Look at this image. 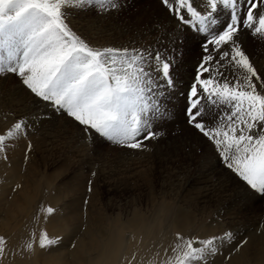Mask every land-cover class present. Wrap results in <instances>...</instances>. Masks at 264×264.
Here are the masks:
<instances>
[{"label": "snow or ice", "instance_id": "obj_1", "mask_svg": "<svg viewBox=\"0 0 264 264\" xmlns=\"http://www.w3.org/2000/svg\"><path fill=\"white\" fill-rule=\"evenodd\" d=\"M160 3L176 21L169 49L97 46L72 26L78 12L104 15L121 10L124 0H0V78L15 76L36 105L30 114L0 119V159L7 162L20 140L54 116L76 122L87 144L146 150L145 141L163 134L159 128L172 115L171 101L180 88L176 45L195 33L202 55L192 82L178 93L186 101V123L229 170L264 196V69L250 59L242 40L245 35L264 40V0ZM31 149L29 141L26 152ZM56 211L41 208L45 219ZM61 239L46 229L39 235L33 230L14 248L0 235V264L18 253L51 249ZM240 246L231 231L207 237L176 233L160 264H215L226 249Z\"/></svg>", "mask_w": 264, "mask_h": 264}, {"label": "rangeland", "instance_id": "obj_2", "mask_svg": "<svg viewBox=\"0 0 264 264\" xmlns=\"http://www.w3.org/2000/svg\"><path fill=\"white\" fill-rule=\"evenodd\" d=\"M124 2L125 6L118 12L109 11L108 14L99 16L94 11L78 12L75 15V19L78 21L77 25L81 30L78 32L97 46H146L153 49H169L173 46L172 40L175 39L177 33L174 25L171 24V16L161 5L160 0H124ZM155 7L156 9H154ZM95 37L96 39H93ZM200 40L199 35L187 33L182 44L176 45L179 49V55L175 71L180 81V88L177 90L175 99L171 101L170 112L172 115L163 121L162 126L159 128V131L163 134L159 136L160 139L145 141L146 150L127 149L103 141H94L88 145L80 137V126L77 123L70 127L69 132H63L64 129H62L56 134L57 139L47 137L52 141L46 140V144L43 137L42 141H37V143L36 140H29V137L27 141L24 139L19 141L24 159L21 164L22 170L25 175L27 173L30 175L26 179L35 181L32 188L29 185L35 197V204H29L30 207H25V205L26 214L22 212L18 215L16 213L15 219L12 218L9 221L10 224L14 225L18 218L17 222L25 221L19 224L22 233L26 230L24 236L21 232H17V235L24 242L35 227L43 225L44 220L40 218L43 215L41 208L52 206L57 210L53 214L57 220H53L56 223L53 225L55 230L52 231L53 235L51 233L49 235L53 237L56 230L65 232L57 235L62 237L61 242L57 248L55 246L48 249L51 251L46 252L47 258L40 257L38 254V264L40 262L41 264L45 262L49 264V261L55 259H60V264H129L133 255H135V260L132 261V264H135V262L136 264H151L152 261H155V264H160L165 257V249L175 242L176 233H181L186 237L193 235L207 237L208 235H220L231 231L235 234V241L240 242V244L244 240H248L244 239L241 242L240 239L248 235L246 233H248L249 228L253 232L256 231L254 234L264 236V196L255 194L245 182H242L241 178L221 162L208 140L193 127L186 125L183 114L184 102L186 103V101L178 93L186 91L196 73L197 62H199L202 55ZM250 44L252 50L246 53L249 54L253 62H258L254 64L260 69L264 59V40L258 36L252 37ZM9 82L14 83L18 88L22 87L19 80L15 76H11L7 79L0 78V90H3L1 87L8 86L6 83ZM20 94L15 97L18 106L20 102L28 104L27 100L34 103L35 97L30 93ZM63 117V120L66 121L63 124L69 125L67 122L69 118ZM43 126H46V124H43ZM36 132L34 131L32 134H37L38 132ZM29 141L32 144L30 153L25 152ZM57 143L60 145H57ZM47 151H51V153H47ZM27 154L31 156L28 157ZM34 159L37 161L36 164L31 161ZM41 162L44 164L42 165ZM202 163L207 164V166ZM216 164L220 168H224L223 170L227 174L225 175L226 178H233V182H237L239 179L240 183L243 184L242 192L244 196L247 195L248 199L252 197V201H254L248 205L249 207L247 206L244 215L241 213V216L235 220H231V216L226 214L229 212L227 209L231 208L230 204H226L224 207L217 204L219 206L217 207L215 202L214 204L205 202L203 199L198 200V196L190 190L194 187L193 184L197 185L194 180L197 181L198 178H201V174L206 168L208 171L210 167H216ZM93 172H95V176H93ZM90 181L91 192L88 190ZM187 184L191 185L187 188L188 191H185ZM28 212L29 215L26 216ZM180 213L185 217L187 216V219L177 220ZM31 216L36 217L37 220H31ZM61 217L64 220H61ZM2 220L5 221L4 218ZM255 221H257V225L253 230ZM176 223H181V225H178V229ZM250 225L252 226L249 227ZM215 226L218 229L222 226L223 228L218 230ZM38 228L35 230L37 235L44 227ZM208 228L211 229L210 232H213V234L209 233ZM45 229L47 230V228ZM204 234L206 235L203 236ZM251 240L255 243L251 247L250 257L256 260L263 259L264 264V251L261 254L258 253L262 247L259 246V243H256L258 240L255 238L251 237ZM92 241L98 242V249L89 250L85 254L80 253V245H89ZM111 241L116 242L118 252L104 261L100 256V251L105 248L108 252L107 244ZM73 244L76 245L75 248L72 247ZM132 244L135 251L131 249ZM37 250L38 253L41 250L44 251V249L39 248ZM145 252H149L151 256L149 258L144 257L143 260V256L146 255ZM233 252L231 249H226L220 254V257L217 256L215 259L227 260L233 255ZM226 257L227 259H225Z\"/></svg>", "mask_w": 264, "mask_h": 264}, {"label": "bare ground", "instance_id": "obj_3", "mask_svg": "<svg viewBox=\"0 0 264 264\" xmlns=\"http://www.w3.org/2000/svg\"><path fill=\"white\" fill-rule=\"evenodd\" d=\"M152 5V4H151ZM139 6V5H138ZM155 6V5H154ZM151 7V6H150ZM156 9V7L154 8ZM120 11V10H119ZM118 12V11H117ZM163 12V11H162ZM166 12V11H165ZM144 13V12H142ZM108 14V13H107ZM89 16V15H88ZM87 16V17H88ZM99 16V15H98ZM139 16V15H138ZM137 17V16H136ZM90 18V17H89ZM88 18V20H89ZM92 18V17H91ZM116 18V17H115ZM140 18V17H139ZM171 18V24L174 25V27H176V21ZM222 18V17H221ZM101 20V19H100ZM131 21V20H130ZM138 21V20H137ZM78 21L75 19V15L72 17V26L74 27L75 30L79 31L80 27H78ZM91 22V21H90ZM97 22V21H96ZM114 22V21H112ZM125 22V21H124ZM80 23V22H79ZM95 23V22H94ZM136 23V22H134ZM93 24V23H91ZM101 24V23H100ZM116 24V23H115ZM118 24V23H117ZM120 24V23H119ZM150 24V22H149ZM152 24V23H151ZM81 25V24H80ZM136 25V24H135ZM171 25V26H172ZM131 26V25H130ZM133 26V25H132ZM170 27V25H168ZM164 27V26H163ZM124 28V27H123ZM137 28V27H136ZM112 29V28H111ZM126 29V28H125ZM141 29V28H140ZM156 29V28H155ZM119 30V29H118ZM121 30V29H120ZM152 30V29H151ZM81 31V30H80ZM105 31V30H104ZM129 31V30H128ZM140 31V30H139ZM112 32V31H111ZM118 32V31H116ZM124 32V31H123ZM142 32V31H141ZM135 33V32H134ZM116 34V33H115ZM127 34V33H126ZM154 34V33H153ZM120 35V34H119ZM123 35V34H122ZM130 35V34H129ZM141 35V34H140ZM124 36V35H123ZM122 36V37H123ZM108 37V36H107ZM121 37V36H120ZM142 37V36H141ZM251 36L250 35H245L242 37L243 40V44L245 47L246 52L249 50H252V48L250 47V40H251ZM92 39V38H91ZM93 39H96L93 38ZM154 39V38H152ZM141 40V39H140ZM159 40V39H158ZM127 41V40H125ZM128 42V41H127ZM130 42V41H129ZM96 43V42H94ZM101 43V42H100ZM136 43V42H135ZM119 45V44H118ZM133 45V44H131ZM135 45V44H134ZM139 45V44H138ZM170 45V44H169ZM113 46V45H112ZM120 46V45H119ZM191 46V45H190ZM146 47V46H145ZM158 47V46H157ZM189 47V46H188ZM163 49V48H162ZM201 52V51H200ZM264 57V56H263ZM178 59V58H177ZM198 63V62H197ZM254 63H258V62H254ZM198 65V64H197ZM260 69H264V59L263 62L261 63V67ZM195 70V69H194ZM185 75V74H184ZM194 77V76H193ZM8 84V86H3L1 87L3 90H0V119L3 118L4 115L8 114V113H15L17 116L20 115H24V114H30L34 111H36V105L33 102H30V100H27L26 102L28 104H25L24 102H20V105H17V102L15 101V97L19 96V93L21 94H27L29 92H27L26 90L23 89V87L18 88L17 86H15L14 83L9 82L6 83ZM21 86V85H20ZM27 92V93H26ZM20 94V95H21ZM24 98V97H23ZM185 100V99H184ZM185 104V102H184ZM64 117L60 116L59 118L57 117H53L52 120L50 121H45L43 124H46V126H43V124H38L35 131H37V134H30L29 140H36L35 142L37 143V141H42V137L44 138L43 141H45L44 143L46 144V140L47 141H52L50 138H53L56 136V134H58L60 131H62V129H64L63 132H69V129H71V126H74V124L76 122L72 121L71 119H67V122L69 125L67 124H63L64 121L63 120ZM188 125V124H186ZM40 126V127H39ZM73 128V127H72ZM75 130V129H74ZM71 132V131H70ZM75 132V131H74ZM73 132V133H74ZM62 133V132H61ZM79 133V132H78ZM81 134V133H80ZM48 137V138H47ZM81 137V136H80ZM163 137V136H162ZM56 138V137H55ZM54 138V139H55ZM58 138V137H57ZM56 138V139H57ZM77 138V137H76ZM53 139V141H54ZM75 139V138H74ZM160 139V138H159ZM76 140V139H75ZM27 141V140H26ZM154 141V140H153ZM185 141V140H184ZM23 142V141H22ZM56 142V141H55ZM59 142V141H58ZM158 142V141H157ZM25 143V142H23ZM62 143V142H61ZM149 143V142H148ZM59 143H57L58 145ZM40 145V144H39ZM60 145V144H59ZM82 145V144H81ZM89 145V144H88ZM186 145V144H185ZM46 146V145H45ZM51 146V145H50ZM53 146V144H52ZM73 146V145H72ZM79 146V145H78ZM190 146V145H189ZM25 147V146H24ZM39 147V146H37ZM47 147V146H46ZM85 147V146H84ZM163 147V146H162ZM178 147V146H177ZM181 147V146H180ZM199 147V146H198ZM48 148V147H47ZM51 148V147H50ZM53 148V147H52ZM68 148V147H67ZM153 148V147H152ZM200 148V147H199ZM22 147L19 146V142L15 145V147L11 150V152L9 153V160L7 162H5L3 159H0V235L6 236L9 238V243L10 246L12 247H17L21 244H23L22 239L17 235V232H21L20 228H19V224L20 223H24V222H17L19 220V218L17 219V221L15 222L14 225L10 224V220L13 218L15 219V214L19 213L21 214L23 212V214H26L27 210L25 207H30L29 204H35V197L33 195L32 192V187L34 186V180L32 181L31 179H26L28 175V173L25 175L24 171L22 170V166L21 164L23 163V152H22ZM34 149V148H33ZM79 149V148H78ZM160 149V147H159ZM164 150V148H162ZM181 149V148H180ZM197 149V148H196ZM32 150V149H31ZM35 150V149H34ZM33 150V151H34ZM46 150V148H45ZM50 150V149H49ZM74 150V149H73ZM186 150V149H185ZM194 150V149H193ZM83 151V150H82ZM90 151V150H89ZM95 151V150H94ZM174 151V150H173ZM192 151V150H191ZM199 151V149H198ZM26 152V150H25ZM51 153V151H47V153ZM75 152V151H74ZM80 152V151H79ZM86 152V151H85ZM171 152V151H170ZM196 152V150H195ZM30 153V152H29ZM33 153V152H32ZM46 153V155H47ZM38 155V152L36 153ZM35 154V155H36ZM161 154V153H160ZM165 154V152H164ZM28 157L30 154H27ZM42 155V154H41ZM82 155V154H81ZM80 155V156H81ZM91 155V154H90ZM167 155V154H166ZM191 155V154H190ZM31 156V155H30ZM85 156V155H84ZM87 156V155H86ZM205 156V155H204ZM51 157V156H50ZM67 157V156H66ZM88 157V156H87ZM183 157V156H182ZM36 158V156H35ZM38 158V157H37ZM48 158V157H47ZM61 158V157H60ZM170 158V157H169ZM87 159V158H86ZM90 159V158H89ZM171 159V158H170ZM191 159V157H190ZM29 160V159H28ZM93 160V159H90ZM162 160V159H161ZM168 160V159H165ZM212 160V159H211ZM32 162H34L36 164V159L31 160ZM41 161V160H40ZM70 161V160H69ZM206 161V160H204ZM210 161V160H208ZM218 161V160H217ZM68 162V161H67ZM72 162V161H71ZM162 163V161H160ZM216 162V161H215ZM214 162V163H215ZM63 163V162H62ZM73 163V162H72ZM76 163V162H75ZM204 163V162H203ZM202 163V164H203ZM213 163V164H214ZM39 164V163H38ZM42 164V162H41ZM44 164V163H43ZM42 164V165H43ZM130 164V162H129ZM174 165V164H173ZM204 166L207 164H203ZM31 166V163H30ZM33 166V165H32ZM37 166V165H36ZM61 166V165H60ZM35 167V166H34ZM65 167V166H63ZM145 167V166H144ZM209 167V166H208ZM224 167V166H223ZM38 168V167H37ZM68 168V167H67ZM155 168V167H154ZM204 168V167H203ZM34 169V168H33ZM66 169V168H65ZM224 169V168H223ZM222 169V167L220 168L218 164H216V167H210L209 170L207 171V168L202 172V176L201 178H198L197 181L194 180L195 182H197L196 184H193L194 187H192V189H190L192 192H194L197 196H198V200H204L205 202H211L214 203L216 206L217 204L221 207H224V205L226 204H230L231 208L227 209L229 210L228 213H226L228 216H231V220H235L237 219L239 216H241V213L243 214L246 211L247 206L250 203H253L254 201H252V197H247L244 196L243 192H242V188H243V184L240 183L239 179L237 182H233V178L231 179L230 177H225V171ZM82 171V170H81ZM193 171V170H192ZM27 172V171H26ZM68 172V171H67ZM32 173V172H31ZM103 173V172H102ZM227 173V172H226ZM229 173V172H228ZM47 174V173H46ZM61 174V173H60ZM104 174V173H103ZM130 174V173H129ZM205 174V176H204ZM55 175V174H54ZM64 175V173H63ZM159 175V174H158ZM229 175V174H228ZM44 177V176H43ZM187 177V176H186ZM224 177L226 178L224 180ZM148 178V177H147ZM189 178V177H188ZM196 178V177H195ZM237 178V177H236ZM31 180V181H30ZM53 181V180H52ZM57 182V181H56ZM55 182V183H56ZM182 182V180H181ZM243 182V181H242ZM244 183V182H243ZM19 184L21 185L20 188H16V185ZM54 184V182H53ZM66 184V183H65ZM157 184V183H156ZM13 185V187H11ZM30 185V187H29ZM67 185V184H66ZM189 185L191 184H187V186L185 187V191L187 190L188 187H190ZM28 186V187H27ZM59 186V185H58ZM185 186V185H184ZM246 186V185H245ZM49 188V187H48ZM60 188V187H59ZM62 188V187H61ZM163 189V188H162ZM180 189V188H179ZM39 190V189H38ZM37 190V191H38ZM63 190V189H62ZM152 190V189H151ZM188 191V190H187ZM36 192V190H35ZM60 192V191H59ZM183 192V191H182ZM245 193V192H244ZM247 193V192H246ZM38 194V192H37ZM180 194V193H179ZM65 196V195H63ZM249 196V195H248ZM66 198V197H65ZM43 200V199H42ZM62 200V198H61ZM66 200V199H65ZM63 201V200H62ZM46 202V201H45ZM186 202V201H185ZM76 204V203H75ZM26 205V206H25ZM42 205V204H41ZM66 205V204H65ZM213 205V204H212ZM25 206V207H24ZM67 206V205H66ZM217 206V207H219ZM249 207V206H248ZM7 208V209H6ZM209 208V207H208ZM31 209V208H30ZM29 209V210H30ZM222 210V209H221ZM31 211V210H30ZM217 211V210H216ZM181 212V211H180ZM218 212V211H217ZM224 212V211H223ZM227 212V211H226ZM252 212V211H251ZM32 213V212H31ZM222 213V212H220ZM18 214V215H19ZM251 214V213H250ZM29 215V212L26 216ZM31 215V214H30ZM244 215V214H243ZM78 216V215H77ZM187 217V216H186ZM184 215H182V213H180L179 217L177 218V220H185L186 218ZM245 217V216H244ZM247 217V216H246ZM245 217V218H246ZM260 217V216H259ZM2 218L5 219V221L2 220ZM24 218V216H23ZM29 218V217H28ZM41 220H44L42 223L43 225L38 226V227H44L47 228V230L49 231L48 233H51L53 235V230H55L54 225V221H56L57 219L53 216L47 217V219H45L44 215H41ZM249 218V217H248ZM257 218V217H255ZM56 219V220H55ZM187 219V218H186ZM31 220H37V218L34 216H31ZM54 220V221H53ZM59 220V217H58ZM61 220H64L61 217ZM242 220V219H241ZM39 221V220H38ZM251 221V220H250ZM36 222V221H35ZM243 222H244V218H243ZM246 222V221H245ZM264 222V221H263ZM30 223V222H28ZM32 223V222H31ZM226 223V222H225ZM236 223V222H235ZM37 224V222H36ZM56 224V223H55ZM214 224V223H213ZM241 224V223H240ZM239 224V225H240ZM251 224V223H250ZM178 225H181V223H176V227L177 229L179 228ZM219 225V224H217ZM223 225V224H222ZM227 225V224H226ZM238 225V222H237ZM257 225V221H255L253 223V230H255V227ZM25 226V225H23ZM220 226V225H219ZM228 226V225H227ZM236 226V225H235ZM243 226V225H242ZM248 226V225H247ZM252 225H250L249 227H251ZM21 227V225H20ZM32 227V226H31ZM38 227H32L34 230H36ZM217 227V226H215ZM231 227V226H230ZM229 227V228H230ZM239 227V226H237ZM211 228V227H209ZM208 228L209 233L211 229ZM214 228V226H213ZM220 229L222 228L219 227ZM228 228V229H229ZM235 228V227H234ZM30 229V227H29ZM39 229V228H38ZM176 229V230H177ZM218 229V227H217ZM218 229V230H220ZM239 229V228H238ZM206 230V229H205ZM230 230V229H229ZM236 230V229H235ZM23 231V229H22ZM91 231V230H90ZM237 231V230H236ZM26 232V230L22 233L24 236V233ZM87 232V231H86ZM238 232V231H237ZM240 232V230H239ZM256 232V231H255ZM255 232H253L250 228L248 230V234L246 237L244 236L241 240V242L244 239H248L246 241V243H242L241 246L239 247L238 250H233V255L230 256L227 260H222V259H218L216 258L215 261L216 264H263V259H255V258H251L250 257V250L251 247L253 245V242L251 240V237L255 238L256 240H258L259 246L262 247L258 253H263L264 251V236L263 235H257L254 234ZM55 235H61L63 233H65L63 230H56V232H54ZM207 233V234H209ZM21 234V235H22ZM213 234V232L211 233ZM210 234V235H211ZM54 235V236H55ZM206 234H204L203 236H205ZM215 235V234H214ZM239 235V234H238ZM241 235V234H240ZM51 236V235H50ZM53 236V237H54ZM209 236V235H208ZM92 238V236H91ZM236 239V238H235ZM245 241V240H244ZM97 241H92L89 245H80V253L85 254L86 252H88L89 250L92 251V249H98L97 246ZM138 243V242H137ZM240 243V242H239ZM134 244V243H133ZM133 244H132V250L133 249ZM129 245H131L129 243ZM138 245V244H137ZM59 246V245H58ZM108 246V252L105 250V248L100 251V256L101 258L105 261V259H110L112 256H114V254L117 251L118 247L116 246V242H109L107 244ZM255 246V245H254ZM62 247V246H61ZM57 248V246H56ZM257 248V247H256ZM38 249V248H37ZM36 249V253H24V254H17L15 256H10L8 261H5V264H38L37 263V256L39 254L40 257H44L47 258V253L51 250H41L38 253V250ZM57 250V249H56ZM230 250V249H229ZM135 251V250H134ZM133 252V251H132ZM134 253V252H133ZM146 255L143 256V260L145 259L144 257L149 258L151 256V254L149 252H145ZM61 255V254H60ZM263 255V254H262ZM260 255V256H262ZM49 256V254H48ZM219 257L221 255H218ZM255 257V256H254ZM130 259V258H129ZM149 260V259H148ZM133 261V260H132ZM142 261V260H141ZM61 260L60 259H55L52 261H49V264H60ZM101 262V261H100ZM41 264V262H40ZM44 264H48V262L44 263ZM79 264V263H78ZM81 264V263H80ZM136 264V262H135Z\"/></svg>", "mask_w": 264, "mask_h": 264}]
</instances>
